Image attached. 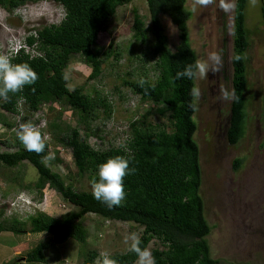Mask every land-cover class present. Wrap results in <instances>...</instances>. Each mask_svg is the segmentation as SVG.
<instances>
[{"label":"trees","instance_id":"obj_1","mask_svg":"<svg viewBox=\"0 0 264 264\" xmlns=\"http://www.w3.org/2000/svg\"><path fill=\"white\" fill-rule=\"evenodd\" d=\"M37 1L0 0V6L13 11ZM52 1L62 6L64 15L57 24L41 25L34 28V34L26 36L27 43L35 44L38 49L37 55L20 50L11 58L15 78H0V109L20 115L21 104L27 113L37 111L42 104L58 101L75 111L78 121L84 124L83 134L78 127L62 128L57 116L49 122V132L70 150L77 174L86 175L101 189L76 191L59 173L52 171L45 162L49 143L42 128L31 125L34 128L22 135L17 149L0 151V164L14 167L28 161L38 175L34 187L38 191L45 186L54 189L75 210L59 217L38 211L23 221L14 218L10 225L0 222V232H23L28 224L30 232L49 233L50 240L39 242L25 255L27 262H45L44 251L53 243L73 238L85 245L87 231L82 219L93 213L104 220L132 222L141 228L130 249L107 256L110 264H135L153 239L160 246L151 248V264H218L220 259L210 253L207 236L211 225L200 192L202 170L200 149L194 137L197 123L193 117L197 57L188 39L187 21L191 11L185 5L186 0H145L148 23L133 9V37L144 42L148 33L152 35L157 74L153 80H123L142 100L151 102L149 109L168 116L169 124L133 121L131 135L123 144H111L104 149L93 148L87 137L89 122L98 116L97 107L102 106L106 113L110 104L103 96L84 93L81 86L70 90L65 68L74 55H80L91 69L89 77L101 74L103 64L116 52L112 41L100 52L96 47L98 35L106 29L116 9L132 0ZM245 5L246 0L234 2L232 95L226 127L230 145L239 142L245 129L244 55L248 47ZM261 13L264 20L263 4ZM162 16H167L176 26L178 43L173 49L163 31ZM0 124L11 126L2 112ZM241 163L240 158H235L233 170ZM96 258L103 264V257L95 249H85L81 264H95Z\"/></svg>","mask_w":264,"mask_h":264},{"label":"rangeland","instance_id":"obj_2","mask_svg":"<svg viewBox=\"0 0 264 264\" xmlns=\"http://www.w3.org/2000/svg\"><path fill=\"white\" fill-rule=\"evenodd\" d=\"M234 2L186 0L185 3L191 11L187 21L188 39L197 57L193 117L197 123L194 137L200 149L202 170L200 192L211 225L207 241L211 256L220 259L218 264H264V20L261 13L264 0H246L245 129L239 142L230 145L226 127L232 95ZM133 9L148 23L145 0H132L116 9L106 29L99 33L96 47L100 52L105 51L112 41L117 55L103 64L100 75L89 77L91 69L80 55H74L65 68L70 90L81 86L84 93L103 96L110 104L107 114L99 105L98 116L89 122L87 141L93 148L123 144L131 135L130 123L136 120L169 124L168 116L149 109L150 101L142 100L123 84V80L129 79L153 80L157 74L152 35L148 33L144 42L133 37ZM63 15L62 6L52 0L26 3L13 11L0 6V52H8L11 45H16L31 56L37 55L38 49L35 44L27 43L26 36L34 34V28L41 25L57 24ZM161 24L173 49L178 43L176 26L167 16L161 17ZM20 108V115L0 109L11 124L10 127L0 124V151L17 149L18 140L31 125L40 127L49 143L47 166L76 191L100 190V185L92 183L86 175L77 174L70 150L49 132L48 124L57 116L62 128L78 127L83 134L84 124L78 121V114L58 101L42 104L34 112H24L22 104ZM235 158H240L242 163L233 170ZM37 176L28 161L14 167L0 164L1 223L10 225L14 218L23 221L38 211L59 217L75 210L54 189L45 186L38 191L33 185ZM82 224L87 231L84 246L73 238L53 243L44 251L46 261L38 263L27 262L25 255L39 242L50 240L49 233L30 232L28 224L23 232L2 231L0 264H81L85 249H95L103 257V264H110L107 256L130 249L141 233V228L132 222L104 220L93 213L84 215ZM158 246L156 239L151 240L135 264H151L150 250ZM98 260L95 264H100Z\"/></svg>","mask_w":264,"mask_h":264},{"label":"built area","instance_id":"obj_3","mask_svg":"<svg viewBox=\"0 0 264 264\" xmlns=\"http://www.w3.org/2000/svg\"><path fill=\"white\" fill-rule=\"evenodd\" d=\"M19 47L16 45H11L8 49V52H0V78L6 77L8 79L15 78V72L11 58L18 53ZM34 127H30L32 129Z\"/></svg>","mask_w":264,"mask_h":264},{"label":"clouds","instance_id":"obj_4","mask_svg":"<svg viewBox=\"0 0 264 264\" xmlns=\"http://www.w3.org/2000/svg\"><path fill=\"white\" fill-rule=\"evenodd\" d=\"M25 40H26V38H25ZM21 50H22V49H21ZM19 51H20V50H19ZM19 51H18V52H19Z\"/></svg>","mask_w":264,"mask_h":264}]
</instances>
